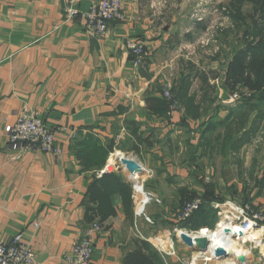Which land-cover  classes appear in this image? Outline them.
<instances>
[{
    "label": "crops",
    "instance_id": "crops-1",
    "mask_svg": "<svg viewBox=\"0 0 264 264\" xmlns=\"http://www.w3.org/2000/svg\"><path fill=\"white\" fill-rule=\"evenodd\" d=\"M122 1L126 18L112 22L99 38L87 32L82 17L90 0L74 1L80 13L72 19L65 18L67 0H0V241L22 232L35 251L34 264H71L67 254L89 234L95 243L89 264H123L136 238L148 240L166 264L197 256L202 264L204 255L171 236V228L180 227L178 212L188 191L196 199L210 195L223 198L215 203L264 210V161L251 189L237 174V157L251 146L245 132L256 113L234 137L227 138L223 128L207 133L217 139L213 150L200 145L209 122L230 112L207 106L205 97L230 95L226 68L232 55L229 48L223 62L196 46L204 22L193 21L178 6L199 0ZM222 21L218 37L226 31L229 37L228 10ZM129 39L145 44L141 67L134 64ZM222 46L220 54L227 49ZM205 76L210 86L203 84ZM167 83L180 103L170 115L163 95ZM23 111L39 112L55 129L59 154L34 148L12 158L5 127ZM191 147L195 158L188 164ZM119 154L141 165L140 181L153 195L146 206L150 221L136 216L134 180L126 168L96 174L112 158L119 163ZM161 226L170 227L161 234L170 233L174 253L161 252L151 240ZM229 260L222 264H232ZM242 264H261L257 249Z\"/></svg>",
    "mask_w": 264,
    "mask_h": 264
},
{
    "label": "built area",
    "instance_id": "built-area-1",
    "mask_svg": "<svg viewBox=\"0 0 264 264\" xmlns=\"http://www.w3.org/2000/svg\"><path fill=\"white\" fill-rule=\"evenodd\" d=\"M74 1L67 0L64 8L66 19H72L80 13L74 7ZM90 2L89 9L82 12V17L87 32L94 37H104L108 33L112 22L123 21L126 18L122 0H90ZM198 20H203V17L200 16ZM127 46L133 55L135 66H143L148 55L145 44L137 39H129ZM172 92V86L167 83L163 95L170 101L168 115L179 107L178 101ZM5 132L7 133L10 149L14 153L13 159H20L24 153L34 148L53 154L61 152L56 143L55 129L48 126L37 111L21 112L14 123L6 125ZM119 168H126L121 162V157H119V163H107L104 168L96 171V174L102 176L105 172H113ZM131 175L135 184V193L141 195L138 200L134 195L136 216H144L150 221L146 214V206L151 201V194L145 191L140 178H135L132 173ZM200 203V199L185 203L182 209L179 210L177 218L180 221L189 218L198 209ZM213 206L217 210L218 216H220L215 229L219 228L224 239L235 241L237 246H242L245 251L234 253V256H228L224 259L216 256L213 248L207 252L198 251L199 254L204 255L205 261L202 264H222L223 261L228 259H233L232 261L229 260L232 264H242L248 257L249 252L254 249L259 252L261 264H264V210L232 201L214 203ZM224 221L231 226H225ZM95 228H98V223L93 224V229ZM226 229L230 231L226 232ZM192 231L197 232V230ZM155 246L163 253H174L173 251L163 250L159 244H155ZM94 253L95 243L90 234L85 235L74 243L73 249L71 253L67 254L65 261L71 264H89ZM239 256H243L245 260L243 262L239 261ZM198 258L197 256L196 258L184 259L183 264H199L197 263ZM35 261V251L26 241L22 232L17 233L10 242L0 241V264H34Z\"/></svg>",
    "mask_w": 264,
    "mask_h": 264
},
{
    "label": "trees",
    "instance_id": "trees-1",
    "mask_svg": "<svg viewBox=\"0 0 264 264\" xmlns=\"http://www.w3.org/2000/svg\"><path fill=\"white\" fill-rule=\"evenodd\" d=\"M228 5L231 7L230 11L228 10V14L231 16L233 25L230 31L233 30L232 32H234L236 28L241 27L244 30V35L248 37L249 40L234 53L228 67L226 82L230 91H236L238 88H248L252 91V96L244 97L241 104L237 103L232 106H224L218 103V99L212 95L205 97L206 103H214L218 107L230 109L225 119L217 122L212 120L204 129L202 133L203 141H201L200 145L205 151L211 147V145V150H213L214 145L212 142L217 140L208 138L206 136L207 133H213L217 131L218 128H223L227 138L234 137L246 126L250 114L256 109H260L262 114L259 111L252 123L254 125L245 132V139L247 141L264 119V0H230ZM246 5L251 6L249 11L244 10ZM226 34L227 31L224 35ZM251 38L258 39L257 41H253ZM203 82L204 85L210 86L206 76L203 77ZM175 99L178 100L179 103V98L176 93ZM169 103L170 101L166 100L167 115ZM189 152L188 158L190 159L188 160V164H191L195 158V151L191 147ZM186 195L187 199L185 203L198 198L195 192L190 193V191H188ZM200 199L201 203L198 209L195 210L189 218L179 222L180 228L204 230L207 228L213 229L215 227L219 217L213 204L218 200H220L218 202H223L221 201L223 198L203 195ZM182 207L180 209H182ZM123 264H166V262L162 254L148 240L136 238L134 240V249L125 253Z\"/></svg>",
    "mask_w": 264,
    "mask_h": 264
},
{
    "label": "rangeland",
    "instance_id": "rangeland-1",
    "mask_svg": "<svg viewBox=\"0 0 264 264\" xmlns=\"http://www.w3.org/2000/svg\"><path fill=\"white\" fill-rule=\"evenodd\" d=\"M219 1L215 2L212 0H199V2H196V3L190 2V1L189 2L183 1V3H180V6H178L179 7L178 11L185 14L186 16L190 17L195 22H197V21L198 22H204L203 27L206 30L204 29V31L198 35L197 40H196V46H200L203 49H205L207 51V53H209L210 57L213 55L220 56L219 57L220 60L224 62L225 59L228 58L229 48H231L230 56L232 55V57H231V60H232V58L234 56L233 53H235V50L237 52L240 49V47L249 40V38L244 35V30L241 27L236 28V31L230 33L229 37H226L224 35H222L221 37H218V35H219L218 29H220L221 25H224L223 21H222V13H226L227 10L230 11V8H231V7H229V5H228L229 3L227 2V0H219ZM226 3H228V4L224 5ZM219 4H220V6H219ZM176 5H178V4H176ZM222 5L226 6V8H227L226 11H223ZM157 6H158V4H155V7H157ZM176 7L177 6H175V8ZM250 8H251L250 5H248V6L246 5L244 10L249 11ZM169 12L172 13L171 10H169ZM200 16L203 17V20H201V21L198 20V18ZM228 16L230 17V20H231V16L229 14H228ZM185 18L187 19V17H185ZM185 21L186 22H182L181 25L185 26L188 23L189 19L185 20ZM251 39H253V41H257L258 38H251ZM225 43H226L227 49L224 50L223 54H220L221 47H223L222 44H225ZM230 62L228 63V66L226 69H228ZM222 70H223V68L222 69L220 68V70L218 72L216 70L215 73L217 72L216 74L219 75ZM223 76H225V75L223 74ZM220 81H221V79H220ZM172 91H173V89H172ZM172 93L174 94V97H175L174 91ZM251 93H252V91L249 90L248 88H238L236 91H230V95H228L227 98H225V99L227 100V102L241 104L244 97H251L252 96ZM216 98L218 100H225L222 97L221 98L216 97ZM209 104L210 103H208L206 105L211 106ZM212 104H214V103H212ZM178 105H179V103H178ZM179 107H180V105H179ZM259 111H260V109H256L255 111L252 112V113H254V112L256 113L255 118L257 117ZM260 113H261V111H260ZM252 125H254V124H252ZM219 139H221V137H219ZM249 141H251V143H250L251 146L249 147V149L246 150L242 154V156L240 155L239 158L237 157V153H236V157L238 160V163H237L238 178L242 183L244 181L243 184H247V186L251 189L254 187V184H255L254 177H257V175L259 174L261 165L264 161V121H262V124L257 127L256 131H254V133L251 135V140L249 139ZM243 158L246 160H243ZM252 170L254 171L253 173L251 172ZM141 183H142V185L144 184L143 182H141ZM134 186H135V184H133L132 198L134 199V195H135L136 199L138 200L141 197V195L140 194L136 195ZM152 199H153V195H151V200ZM134 201H135V199H134ZM139 217H144V216H139ZM147 224H149V222H146V227H147ZM215 227H216V225H215ZM158 228H159L158 231L156 233H154L152 235V237H154L157 234H161L163 232V230H165V229H170V227L165 228L163 226L158 227ZM174 228H176V227L171 228V230H172L171 236H172L173 240L181 241L180 237L178 236L177 231H174L175 230ZM178 229H180V227ZM176 249L183 251L181 248L176 247ZM188 251H191V249H188ZM200 263H201V261H200Z\"/></svg>",
    "mask_w": 264,
    "mask_h": 264
},
{
    "label": "water",
    "instance_id": "water-1",
    "mask_svg": "<svg viewBox=\"0 0 264 264\" xmlns=\"http://www.w3.org/2000/svg\"><path fill=\"white\" fill-rule=\"evenodd\" d=\"M221 103L225 105L232 104V102H223V101H221ZM121 162L125 165L126 169L132 174L141 171L140 163L133 158L122 157ZM229 231H230L229 229H226V232ZM180 235H181L180 236L181 241L189 248L193 249L194 251L207 252L213 248L215 255L218 256L220 259H224L228 256H234L233 252L226 251L223 247H213V245H211L212 240L207 236L203 235L202 233L201 235H198L196 237L186 232H182ZM238 259L241 262L245 260L243 256H239Z\"/></svg>",
    "mask_w": 264,
    "mask_h": 264
},
{
    "label": "bare ground",
    "instance_id": "bare-ground-1",
    "mask_svg": "<svg viewBox=\"0 0 264 264\" xmlns=\"http://www.w3.org/2000/svg\"><path fill=\"white\" fill-rule=\"evenodd\" d=\"M122 154H119L118 157L122 158ZM126 157V156H125ZM116 160V158H115ZM114 159H111V162H113ZM132 176V175H131ZM135 178H139V172L134 173L133 175ZM225 226H231L229 223H226L224 221L223 223ZM182 232H186L191 234L192 236L196 237L198 235H201V233L205 236H207L208 238H210L211 241V245H213V247H223L225 250L227 251H231L233 253H240V252H244V248L242 246H237V243L235 241H231L230 239H224L222 237V232L221 230L218 229H204V230H198L197 232H193L184 228H180L177 230L178 236L180 237ZM154 243L159 244L160 247L162 249H164L165 251H170L171 249L169 248V246H171L173 244L170 233H165V234H160L159 237L157 238H152L151 239Z\"/></svg>",
    "mask_w": 264,
    "mask_h": 264
}]
</instances>
